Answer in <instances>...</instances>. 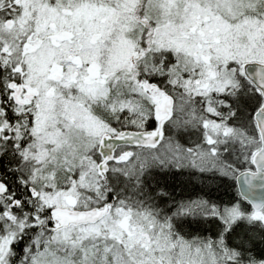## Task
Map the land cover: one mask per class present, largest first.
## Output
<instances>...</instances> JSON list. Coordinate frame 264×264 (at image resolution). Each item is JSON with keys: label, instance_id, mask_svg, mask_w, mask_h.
<instances>
[{"label": "snow or ice", "instance_id": "obj_1", "mask_svg": "<svg viewBox=\"0 0 264 264\" xmlns=\"http://www.w3.org/2000/svg\"><path fill=\"white\" fill-rule=\"evenodd\" d=\"M0 264H264V0H0Z\"/></svg>", "mask_w": 264, "mask_h": 264}]
</instances>
